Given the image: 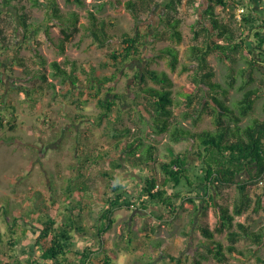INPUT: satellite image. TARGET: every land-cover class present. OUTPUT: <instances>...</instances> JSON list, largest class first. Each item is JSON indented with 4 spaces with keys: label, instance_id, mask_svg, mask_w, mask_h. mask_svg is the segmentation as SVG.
I'll use <instances>...</instances> for the list:
<instances>
[{
    "label": "trees",
    "instance_id": "obj_1",
    "mask_svg": "<svg viewBox=\"0 0 264 264\" xmlns=\"http://www.w3.org/2000/svg\"><path fill=\"white\" fill-rule=\"evenodd\" d=\"M13 1L16 4H13ZM29 1L32 7H44L41 22L35 24L30 22L31 14L26 10V6L21 4V0H0V14L12 8L17 31L23 39L29 40L31 36L42 34L45 40L63 56L60 62H50L49 66L50 75L65 84L64 90L60 92L64 98H69L72 90L81 91V94L82 89L88 88L93 91L94 94L89 96L96 100L100 112L96 119H91V129L102 121H110L113 117L115 122L122 123V104L128 100L127 97L112 92V88L109 89L111 96L105 98L98 96L102 87L112 83L117 75L112 73L96 79L86 77L81 81L78 76L79 66L75 60H70L65 55V45L82 27L83 32L98 48H110L114 45L106 54V60L104 59L102 65L114 67L116 73L123 74L122 69L128 66L127 64L141 60L143 50L148 44L147 33L139 30L138 23L143 14L152 10L154 1L116 0L112 4L115 11H127L134 22L132 33L123 32L119 36L109 32V27H113L110 21H105L94 12L87 13V24H80L79 14L76 11L62 12L56 0ZM64 2L75 4L80 8L85 7L84 0H64ZM251 2L252 0H163L164 11L159 15V23L156 26L157 29L161 26L165 29L163 32L156 31L154 36L161 40L162 35L166 34L175 44L183 41L180 31L182 20L177 16L179 8L184 4L195 12L202 9L191 26L194 44L188 48V59L193 64L189 84L174 97L173 81L169 75L164 71L150 69L154 61L166 58L171 72H175L180 66H182L181 72L189 71L191 66L180 63L179 52L175 46L163 47L147 59L144 72L134 73L133 78L137 81L135 86L146 105V113L150 115L149 123L139 117L145 123L143 128H114L113 149L107 148L96 155L104 162L105 170L101 173L104 181L101 199L104 204L96 219L98 226L95 227V233L92 235L94 243L89 244L82 251L74 250V233H78L81 229L72 219L71 211L74 207L64 206L63 219L59 223L53 218L43 220L41 227L37 228L34 242L26 248L22 246L20 250L22 254L27 255V258L21 261L15 257L11 259V264H37L39 258L48 261L49 264H72L69 260L71 255L76 258V264H114L113 253L109 256L105 255L102 260L92 259L93 250L103 246L102 235L108 232L114 223L111 218L114 210L125 209L136 211L137 214L143 212L153 217L154 212H151L150 208L154 204L159 207L158 214H155L159 215V221L164 220V214L168 220H173L180 209L179 202L184 200L193 204V212L199 213L201 219L211 207L215 219L212 228L206 223L198 224L197 230L202 237L200 242L202 250L199 248L195 250L192 264H203V261L209 258L216 264L224 263L228 256L238 262L254 256L258 263L264 264V259H260L257 255L258 249L264 245V224L254 230L244 222L235 221L236 217H247L249 213L264 212L262 194H257L254 198L249 194V187L259 180L262 183L264 177V119L252 116L255 104L263 98L264 91V18L255 14ZM104 5L105 3L99 4L96 10L101 11ZM216 7L219 13L216 12ZM238 8H243L240 16L237 15ZM52 27L59 28L61 36L57 42H54L50 34ZM4 40L5 36L0 27V46L9 49V46L3 45ZM30 42L33 43L30 48L32 55L38 59L41 68L31 71L24 59L17 55L13 62L11 61V66L7 67L0 59V90L4 88L2 80L4 70L12 71L15 65L21 67L27 78L24 79L25 81L33 82L36 79L41 83L40 86L36 85L38 89L43 88L47 83L48 78L43 68L46 60L39 52L40 43L34 38H31ZM212 54L226 64L224 84L214 80L216 74L208 60ZM239 62H242L244 67L238 68ZM257 74L259 75L256 76ZM238 76L241 81L236 85ZM146 79L154 86L146 85ZM254 82L257 84L251 86ZM48 84L50 89L54 88L52 83ZM32 89L19 86L18 93L26 100L25 94L28 96ZM231 89H236L241 95L229 105ZM1 99L0 93V105ZM136 99L135 96L132 100L134 105ZM85 101L86 98L84 101L73 102L81 107ZM179 106L183 108V118H191L194 128L203 116H209L212 119L213 129L196 130L182 127L174 118L175 113L181 111L178 109ZM261 110L264 115V102ZM15 119L13 107H4L0 110V130L7 128L13 131L16 128ZM153 135H166L171 142L183 139L191 141L196 145L192 152L196 158L195 162L190 163L186 153L174 154L168 162L160 164L163 177L162 180H158L153 169L156 152ZM82 162L83 165H79V176L82 175L88 160L84 159ZM191 167L197 168V173L192 176L194 179L190 177ZM122 169L125 170L124 173ZM137 169L144 170L147 174L141 177L135 172L137 182L126 187L123 182L126 178L124 174L128 171V174H132L133 170ZM231 187H234L235 194L229 199L225 190ZM79 190L85 196L90 194L89 186L85 182L80 183ZM78 203L79 209L88 206L86 202ZM2 214L4 221H7L6 211H2ZM12 227H8L10 239L6 241L11 248L10 251L19 244L17 241L14 243L12 235L15 231ZM131 232L132 229L126 227L125 234H121V241L131 242ZM222 234L226 244L215 238L216 235ZM241 239L250 240L251 246L246 249L247 251L237 246ZM1 241L0 236V244ZM157 245H160V242H157ZM31 248L34 253L36 249L39 250L38 259L31 252L27 254L28 249ZM169 259L174 264L180 261L173 257ZM0 264H2L1 260Z\"/></svg>",
    "mask_w": 264,
    "mask_h": 264
},
{
    "label": "rangeland",
    "instance_id": "obj_2",
    "mask_svg": "<svg viewBox=\"0 0 264 264\" xmlns=\"http://www.w3.org/2000/svg\"><path fill=\"white\" fill-rule=\"evenodd\" d=\"M118 1L124 2L126 0ZM153 1L152 10L143 14L138 23L139 30L147 33L148 44L143 50L140 61H133L122 69L123 74L126 75L121 73L119 75L114 67L102 65L106 54L114 45L110 48H98L92 43L91 38L83 32L82 27L79 28L77 33H74L70 41L65 45V55L70 60H75L77 66H79L78 76L81 81L86 77L96 79L105 75L109 76L112 73L117 75V78L112 83H107L102 87L98 96L99 98L111 96L112 93L109 92V89L112 88V92L127 97L128 100H125L122 104V123L115 122L113 117L110 121H102L98 126L90 128L91 119H96L100 112L96 100L89 96L94 94L93 91L88 88L82 89L81 94V91L72 90L69 98H64L61 95L60 92L64 90L65 84L50 75L51 68L49 63L53 61L60 62L63 56L45 40L42 34H38L36 37L31 36V38L40 43L39 52L46 60V65L43 68L48 81L41 88L42 90L36 87V85H41L38 80L34 79L33 82L25 81L27 78L21 67L15 65L12 71L4 70V75L2 76L4 88L0 90L2 94L0 110H3L4 107H13L16 115V128L13 131H9L7 128L0 130L1 259H3L2 256L5 257L10 252V256L13 257L23 255L19 253L22 246L16 244V246L12 247V251H9L6 246L7 239H10L8 227L13 226L12 229L15 231L14 235H12L14 243L16 241L21 242L26 248L30 245L28 244L29 241H33L36 231H38L37 228L41 227L40 224L43 220L49 218L63 219L62 217L65 214H60L63 211L62 207L58 209L53 206L54 204L64 205L61 201L63 195H69L72 200L71 205L65 204V207H78V202L82 201L76 198L77 196L78 198L81 197L79 193L81 192L79 190L80 183L85 182L89 186L90 192L97 195L90 199V202L93 203L92 209L96 210L100 207V193L104 189L101 173L105 170V164L96 155L101 154L107 148L113 149L114 138L112 134L114 133V128H143L144 122L149 123L151 119L150 115L146 113L147 109L145 108L144 100L139 95L137 86H135L137 81L133 78L134 73L144 72V67L147 65L149 57L163 47L168 45L175 46L179 52L180 63L191 66L189 71L181 72L180 67L182 66H180L175 72H171L168 69L166 58L154 61L150 65V69L158 72L164 71L169 75L173 81L174 97L177 96L176 93L182 91L184 86L189 84V76L192 73L193 64L188 59V48L194 44L191 25L195 23L202 10L195 12L191 8L188 9L184 4L179 8V15L177 16L182 20L180 31L183 41L175 44L169 40L166 34L162 35L161 40L156 39L154 36L156 31L163 32L165 28L161 26L157 29L156 26L159 23V15L164 11L162 7L163 0ZM56 2L64 13L76 11L79 14V23L87 24V13L94 12L98 17L113 24V27H109V32L112 35L119 36L123 32L132 33L134 31V22L130 13L125 10L115 11L112 4L116 0H84V8H80L75 4H66L64 0H56ZM12 3L16 4L14 1ZM101 3H105V5L101 11H97L96 8ZM21 4H24L26 10L30 12L31 23L41 22L45 11L44 7H32L29 0H21ZM215 10L219 12L218 7ZM14 21V10L12 8L1 12L0 27H2L5 36L3 45L9 46V49L0 46L1 61L5 63L6 67L11 66V61L13 62L15 55H17L24 59L26 66L31 71L40 69L41 66L38 59L32 55L30 50L33 45L30 42L31 38L29 40L23 39L22 35L18 33ZM50 34L54 42H57L61 36L58 27H52ZM150 41L151 43H149ZM208 60L216 74L214 80L224 84L227 72L226 64L218 60L214 54L210 55ZM237 67H244V65L239 62ZM240 81L241 79L238 76L236 85ZM48 83H52L54 88L50 89ZM256 84L257 82H254L251 86ZM146 85L154 86L149 80ZM19 86L33 88L29 91L28 96L25 94L26 100L18 93ZM97 86L101 87V85ZM128 86H132V88ZM33 92L36 93L33 94ZM262 94V97H264V91ZM240 95L241 93L236 91V89H231L229 91L228 104L232 105V102L238 99ZM135 96L137 99L134 105L132 100L135 99ZM85 98L86 101L81 107L76 106L73 102L74 100L77 102L84 101ZM263 102L262 98L256 102L252 116L264 119L261 110ZM178 109H181L180 106ZM182 110L183 108L174 115V118L182 127L196 130L213 129L212 119L209 116H203L197 127L194 128L191 118H183ZM139 117H142L144 122ZM152 137L154 144H156L153 169L158 180H162L163 177L159 167L160 164L168 162L174 154L186 153L190 163L195 162L196 158L192 152L194 151L193 147L196 145L191 141L183 139L178 142H171L166 135H153ZM82 159L88 160V163H85L82 175L75 177L73 171L75 173L77 165H83ZM196 169V167L190 168L191 179H194L192 176L197 173ZM124 172L125 170H123ZM135 172L141 177L147 174L141 169H137ZM77 173H80V170ZM135 179L137 180L136 177ZM136 180L134 184L137 182ZM117 181L119 182V180ZM259 181L249 187V194L252 198L257 194H262L261 202L264 206V177L261 181L262 183ZM55 187L59 188L60 191L56 192ZM49 191L53 197L51 201L48 198ZM225 192L227 198L230 199L235 194L234 187L225 190ZM179 204H181L180 209L173 220H168L164 214V220L159 221V215H155L158 214L157 208L159 207L154 204L150 208V211L154 212L153 217L147 214H143L144 216L142 215V217L137 215L132 223L128 222L130 212L121 211L122 217L118 222L120 228L115 225L111 230L110 244L112 249L115 241L119 242L118 247H123L124 250L122 252L126 256L122 254L124 258L120 261V264H174L169 257L180 260L177 264H192L195 250L197 248L202 250V245H200L202 237L197 230L198 224L206 223L212 228L215 219L211 207L207 209L206 216L201 219V217L199 218V213L193 212V204L185 200L180 201ZM197 205L200 207L199 203ZM4 210L7 213V217H5L7 221H4L2 214ZM58 215L60 217H57ZM78 216L79 213L74 215L75 218L73 219L75 222ZM115 219L118 220L117 218ZM235 221L244 222L250 225L252 229L257 230L264 224V212L261 211L259 214L249 213L247 217H236ZM127 223H130L129 225L132 229L130 234L131 242L121 241L119 237L121 230H124L121 234H125ZM144 226L146 227L145 230H143ZM215 238L226 244L224 234L216 235ZM157 242H160V245H157ZM237 246L246 250L251 246L250 240L241 239ZM32 250L33 248L28 249L27 254L31 252L32 255H35ZM258 251V257L264 259V245ZM115 264H119V261L115 260ZM203 264H216V262L209 258V260L203 261ZM219 264L262 263H258L254 256L241 262L228 256L226 262Z\"/></svg>",
    "mask_w": 264,
    "mask_h": 264
},
{
    "label": "crops",
    "instance_id": "obj_3",
    "mask_svg": "<svg viewBox=\"0 0 264 264\" xmlns=\"http://www.w3.org/2000/svg\"><path fill=\"white\" fill-rule=\"evenodd\" d=\"M251 8H252V10L255 12V14L257 16H259L261 18H264V0H252V2H251ZM217 13H219V12H217ZM80 24H82V23H80ZM263 33H264V30H263ZM263 67H264V65H263ZM78 170H79V166L77 165L76 166V169H75V173L73 171V175L75 177H78L79 176V173H77ZM128 173H129V171L126 173L127 175L124 174L126 178H125V180L123 182H124V184H125L126 187H127V185H130L131 186L135 182V180H136L135 179L136 174H135V171L134 170H133V173L132 174H128ZM54 189H55L56 192H59L60 191L59 188L57 189L55 187ZM103 190L101 191V193L103 192ZM79 193L81 194V197L82 198L81 197L78 198V196H77L76 197L77 200H82L83 203L86 202V204L88 206H87V208L82 207L83 209L82 208L79 209V207L76 206L71 211V214H72V219L75 218L74 217L75 214H77V213L80 214V216H78V219L76 220V222L78 223V227L81 230L78 233H74V242H75L74 250L82 251V250H84V248L86 246H88L89 244L94 243L92 241V235L95 233V229H96L95 227L98 226V223H97L96 219H97V217L99 215V210L101 209V206H103L104 202L100 198V200H99L100 207L98 209H96V210L95 209H92L93 203L90 202V199L92 197L97 196V195H95L94 193H91V192H90L89 195H86V196L82 192H79ZM101 193H100V197H101ZM69 197L70 196L67 195V194L63 195L61 201L64 203V205H62V204H54L53 206H55L58 209H59V207L60 208L62 207V210H63V207L65 206V204L71 205V203H72L71 202L72 200ZM48 198H49V201L52 200L53 197H52L51 192L49 193V197ZM123 210H125V209H116V210H114V212H113V214L111 216V218L113 219L114 223H113L112 227L109 229V231L102 235V237L104 239L103 242H102L103 243V246L100 249H96L95 248L93 250L94 253L92 255V259L94 258L95 260H102L105 255H108L109 256L110 254L113 253V256L112 255L111 256L113 257L114 264H115V260H118L119 261V264H120V261L124 258V256H126L122 252V250H124L123 247H120V246L118 247V245H119L118 243L119 242H116V241L113 242V245H114L113 249L110 247V244H111V236H112L111 235V230L115 227V225L118 228H120L119 227L120 224H118V222H119V220L122 217L121 211H123ZM125 211H127V210H125ZM128 212H130L129 213V221L128 222H131V223L133 222L134 218L137 215H140L142 217V215L144 214V213L137 214L136 211H128ZM62 213H64V210L60 214H62ZM59 215L57 217H60ZM114 216L118 220H116L114 218ZM56 219H57L56 221L59 223L60 222V218H56ZM127 224L128 225H126V226L127 227H130V225H129L130 223H127ZM35 236H34V238H35ZM119 237L121 239V231H120ZM33 242H34V239H33V241L30 240L28 244H32ZM18 245L19 246H24V245L21 244V242H19ZM6 246L8 247L7 243H6ZM8 249H9V251L11 250L10 247H8ZM10 253H8L7 255H5V257L2 256V254H1V256L3 257V259L0 258L2 264H4V263L11 264V259L12 260L15 259V257L11 258ZM19 253L22 254V252H20V250H19ZM122 254H124V256H122ZM139 255H141V254H139ZM35 256H36L37 259L40 256V252H39L38 249L35 250ZM18 258L22 261V260H25L27 258V255L23 254L21 256H18ZM69 260L71 261L72 264H76L77 263L76 258L74 256H72V255L70 256ZM37 262H38L37 264H49L48 261L42 260L40 258L37 260Z\"/></svg>",
    "mask_w": 264,
    "mask_h": 264
},
{
    "label": "built area",
    "instance_id": "obj_4",
    "mask_svg": "<svg viewBox=\"0 0 264 264\" xmlns=\"http://www.w3.org/2000/svg\"><path fill=\"white\" fill-rule=\"evenodd\" d=\"M241 13H243V8H238L237 9V15L240 16Z\"/></svg>",
    "mask_w": 264,
    "mask_h": 264
}]
</instances>
